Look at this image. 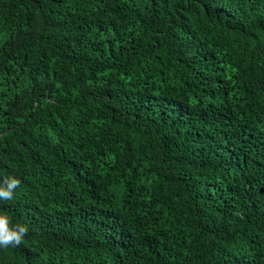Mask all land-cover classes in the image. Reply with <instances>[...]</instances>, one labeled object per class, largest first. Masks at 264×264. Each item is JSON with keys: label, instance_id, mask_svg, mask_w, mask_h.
I'll return each instance as SVG.
<instances>
[{"label": "trees", "instance_id": "trees-1", "mask_svg": "<svg viewBox=\"0 0 264 264\" xmlns=\"http://www.w3.org/2000/svg\"><path fill=\"white\" fill-rule=\"evenodd\" d=\"M0 264H264V0H0Z\"/></svg>", "mask_w": 264, "mask_h": 264}, {"label": "clouds", "instance_id": "clouds-1", "mask_svg": "<svg viewBox=\"0 0 264 264\" xmlns=\"http://www.w3.org/2000/svg\"><path fill=\"white\" fill-rule=\"evenodd\" d=\"M19 183V180L14 176H7L0 179V200H11L15 190L19 187ZM26 232V226L12 224L6 214L0 213V248L20 244Z\"/></svg>", "mask_w": 264, "mask_h": 264}]
</instances>
